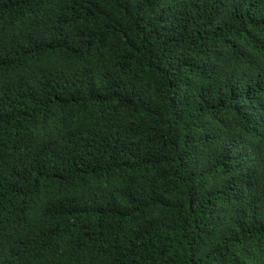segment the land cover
Wrapping results in <instances>:
<instances>
[{
    "label": "trees",
    "instance_id": "obj_1",
    "mask_svg": "<svg viewBox=\"0 0 264 264\" xmlns=\"http://www.w3.org/2000/svg\"><path fill=\"white\" fill-rule=\"evenodd\" d=\"M0 264H264V0H0Z\"/></svg>",
    "mask_w": 264,
    "mask_h": 264
}]
</instances>
